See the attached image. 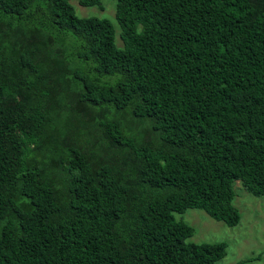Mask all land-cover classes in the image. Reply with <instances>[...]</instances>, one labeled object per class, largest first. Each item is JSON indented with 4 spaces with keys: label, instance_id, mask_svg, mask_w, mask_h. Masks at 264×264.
Returning a JSON list of instances; mask_svg holds the SVG:
<instances>
[{
    "label": "trees",
    "instance_id": "obj_1",
    "mask_svg": "<svg viewBox=\"0 0 264 264\" xmlns=\"http://www.w3.org/2000/svg\"><path fill=\"white\" fill-rule=\"evenodd\" d=\"M68 1L0 0V264H215L173 213L264 196V0Z\"/></svg>",
    "mask_w": 264,
    "mask_h": 264
},
{
    "label": "rangeland",
    "instance_id": "obj_2",
    "mask_svg": "<svg viewBox=\"0 0 264 264\" xmlns=\"http://www.w3.org/2000/svg\"><path fill=\"white\" fill-rule=\"evenodd\" d=\"M68 2L76 16L108 19L114 27V43L119 44L114 0H100L101 9L96 5H80L78 0ZM232 187V204L239 212L238 223L233 226L214 220L197 208H186L181 213L174 212L173 216L193 228L192 235L186 238L187 242L225 243V254L215 264H264V196L248 193L239 181H234Z\"/></svg>",
    "mask_w": 264,
    "mask_h": 264
}]
</instances>
